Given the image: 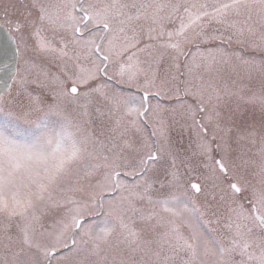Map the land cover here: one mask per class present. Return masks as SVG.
Returning <instances> with one entry per match:
<instances>
[{
    "label": "snow or ice",
    "instance_id": "snow-or-ice-1",
    "mask_svg": "<svg viewBox=\"0 0 264 264\" xmlns=\"http://www.w3.org/2000/svg\"><path fill=\"white\" fill-rule=\"evenodd\" d=\"M0 31V264H264V0H0Z\"/></svg>",
    "mask_w": 264,
    "mask_h": 264
},
{
    "label": "water",
    "instance_id": "water-1",
    "mask_svg": "<svg viewBox=\"0 0 264 264\" xmlns=\"http://www.w3.org/2000/svg\"><path fill=\"white\" fill-rule=\"evenodd\" d=\"M0 38H3V32L0 31Z\"/></svg>",
    "mask_w": 264,
    "mask_h": 264
},
{
    "label": "rangeland",
    "instance_id": "rangeland-1",
    "mask_svg": "<svg viewBox=\"0 0 264 264\" xmlns=\"http://www.w3.org/2000/svg\"><path fill=\"white\" fill-rule=\"evenodd\" d=\"M259 118L258 114H257V119Z\"/></svg>",
    "mask_w": 264,
    "mask_h": 264
}]
</instances>
